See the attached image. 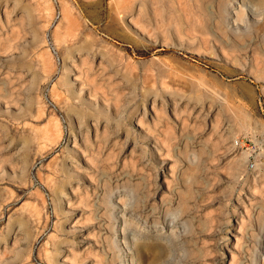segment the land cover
Here are the masks:
<instances>
[{
    "label": "rangeland",
    "instance_id": "rangeland-1",
    "mask_svg": "<svg viewBox=\"0 0 264 264\" xmlns=\"http://www.w3.org/2000/svg\"><path fill=\"white\" fill-rule=\"evenodd\" d=\"M263 35L262 0H0V264H264Z\"/></svg>",
    "mask_w": 264,
    "mask_h": 264
},
{
    "label": "bare ground",
    "instance_id": "bare-ground-1",
    "mask_svg": "<svg viewBox=\"0 0 264 264\" xmlns=\"http://www.w3.org/2000/svg\"><path fill=\"white\" fill-rule=\"evenodd\" d=\"M262 2L264 3V0H262ZM260 38V40L259 41H261L262 42V44H264V35L263 36H261V37H259ZM257 49V48H256Z\"/></svg>",
    "mask_w": 264,
    "mask_h": 264
},
{
    "label": "built area",
    "instance_id": "built-area-1",
    "mask_svg": "<svg viewBox=\"0 0 264 264\" xmlns=\"http://www.w3.org/2000/svg\"><path fill=\"white\" fill-rule=\"evenodd\" d=\"M56 16L59 17L58 14Z\"/></svg>",
    "mask_w": 264,
    "mask_h": 264
}]
</instances>
